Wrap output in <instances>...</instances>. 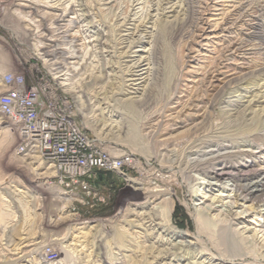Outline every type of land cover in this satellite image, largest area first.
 Instances as JSON below:
<instances>
[{
    "label": "rangeland",
    "instance_id": "rangeland-1",
    "mask_svg": "<svg viewBox=\"0 0 264 264\" xmlns=\"http://www.w3.org/2000/svg\"><path fill=\"white\" fill-rule=\"evenodd\" d=\"M131 1L0 0V81L13 77L8 86L26 92L44 77L51 85L49 95L70 101L80 125L102 149L125 154L130 161L124 171L102 175L92 184L103 202H93L77 190L72 195L62 190L63 184L46 164L19 153V134L0 117V264H14L8 258L21 257L20 251L27 248L35 252L15 264H151L149 255L156 253L151 247L168 227L185 233L187 240L202 235V244L212 228L216 231L214 217L203 226L195 223L196 200L189 182L179 164L166 156H179L194 138L211 136L217 125L229 121L234 103L264 95V78H257L264 71V51H251L244 61L228 57L224 68L213 72L223 43L217 25L227 5L215 9L208 0H194L193 9L208 8L198 25L205 31L169 40V27L184 18L178 14L184 4L168 0L167 7L175 6L176 12L150 13L145 33L137 34L141 44L127 49L130 58L121 62L149 61L143 90L128 94L132 93L128 78L115 69L120 61L114 52L123 49L114 43L113 27L128 15ZM251 1V14L262 20L264 30V0ZM134 4L137 19L150 3ZM208 73L215 79H206ZM61 74L70 75L77 94L56 79ZM3 90L0 86V93ZM127 99L133 104L130 109L122 105ZM251 110L256 129L264 101ZM176 120L186 123L174 129ZM146 185L173 194L171 226L163 222L159 210H151L160 199L150 204L143 190L136 191Z\"/></svg>",
    "mask_w": 264,
    "mask_h": 264
},
{
    "label": "bare ground",
    "instance_id": "bare-ground-1",
    "mask_svg": "<svg viewBox=\"0 0 264 264\" xmlns=\"http://www.w3.org/2000/svg\"><path fill=\"white\" fill-rule=\"evenodd\" d=\"M167 1L149 0L148 9L143 8V13L135 19L138 13H136L133 4L138 0H132L128 5L130 9L128 15L114 24V43L120 49H126V51L122 50L118 53L119 50L116 48L118 51L114 52L115 58L120 63L115 69L117 72H123L128 78L127 81L130 82L129 86H131L130 90L132 91L128 94H136L143 90L149 72V61L145 59L141 62V58H139L136 61H130L129 64L124 63L125 65H121V62L130 58V52H127V49L133 44L141 42L137 34L145 33L146 24H148L151 16L150 13L157 14L162 11L161 14L163 15L167 9L169 14L176 12L175 6L167 7L169 4ZM208 1L215 4L213 6L215 9L218 6L227 5V8L222 10V14L220 13L223 17L217 25L219 26L218 29L221 30L220 33H222L219 38L223 43L220 46L221 53L213 72L216 73L221 67L224 68V62L228 57L235 56L244 61V55H249L251 51H264L263 22L252 16L251 0ZM193 2L194 0H183L184 6L179 7L178 14L181 13L184 18L169 27L167 39L192 37L198 30L205 31L198 25L204 21L203 16L208 8H204V6L203 11L193 9L190 6L191 3H195ZM259 2L261 1H258V4ZM262 2L264 3V1ZM129 26L131 28L126 29ZM122 32L126 34L121 35ZM231 34L235 36L231 37ZM197 37L200 38L201 36ZM144 62L146 63L143 64ZM69 76L61 74L56 79L62 82L63 87L69 88L71 93L77 94L79 91H76L74 84L68 78ZM261 77L264 78V71L258 72L257 78ZM208 78L215 79L211 73L207 74L206 79ZM261 94H254L242 104L240 102L234 103L233 108L227 114L229 121L217 125L211 136L194 138L179 156L176 154L166 156L170 163L179 164L182 168L180 173L189 182L192 197L196 200L193 213L195 223L201 226L202 223L206 224L204 222L209 223L214 219L218 223H214L217 227L215 233L212 228L210 231L213 233L210 232L208 237L205 236L207 238L204 244L201 243L203 241L201 240L202 235L188 237L190 240H187L185 233L175 232L168 227L163 233L158 234L156 246L151 247L155 249L154 252L156 253L151 252L149 257L152 262L149 263L167 264V261L169 263L174 261L176 264L181 262H187V264H264V110L258 113L262 122L256 129H253L256 123L251 117L253 113L251 107L264 101V95ZM77 98H80L81 101L79 102H82V96H77ZM65 100L70 104L68 99L65 98ZM122 105L126 109L133 106L129 99ZM82 108L79 111H82ZM240 108H242L241 111H238ZM72 109L74 108L72 107ZM75 114L76 116L62 114V121L71 126V132L76 142L80 143L82 148L87 150V153L95 154L98 159H104V165H115V158L108 157V152L97 150L96 142H91L88 139L78 121L76 110ZM0 117L6 119V116ZM87 118H90V115ZM184 123L186 122L176 120L172 127L178 129ZM24 157L30 159L27 155ZM140 190L144 191L143 194L150 201V204L160 199L151 210H159L161 216H164L163 222L170 225L173 194L165 190L150 188V186L136 189V191ZM155 193H159V196ZM204 227L206 226L204 225ZM152 231H154L153 228H151ZM202 231L206 230L202 229ZM202 234L204 235L203 232ZM165 237L174 238L175 244L172 245V242L167 240L169 238L166 239ZM207 242L210 243L209 247H206ZM169 246L174 247L176 251L170 253V250L167 249ZM34 252V248L31 250L27 248L20 251L21 257H15L13 254L8 258V261L15 264V262ZM196 258H204V260L190 263V260Z\"/></svg>",
    "mask_w": 264,
    "mask_h": 264
},
{
    "label": "built area",
    "instance_id": "built-area-1",
    "mask_svg": "<svg viewBox=\"0 0 264 264\" xmlns=\"http://www.w3.org/2000/svg\"><path fill=\"white\" fill-rule=\"evenodd\" d=\"M11 81L13 77L0 81L4 89L0 93V116H6L8 126L19 134V153L51 168L63 184V191L75 195L77 190L93 202H103L92 184L102 175L124 171L129 159L125 154L108 153V157L115 158V165H104V159L87 153L73 137L71 126L62 121V114L76 116L75 109L62 96L49 95L51 85L44 77L37 88L26 92L9 87ZM83 131L91 142H96L97 150L106 152L84 127Z\"/></svg>",
    "mask_w": 264,
    "mask_h": 264
}]
</instances>
